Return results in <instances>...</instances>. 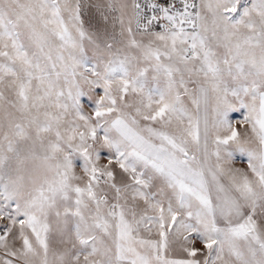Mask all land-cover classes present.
<instances>
[{"label":"snow or ice","instance_id":"1","mask_svg":"<svg viewBox=\"0 0 264 264\" xmlns=\"http://www.w3.org/2000/svg\"><path fill=\"white\" fill-rule=\"evenodd\" d=\"M0 264H264V0H0Z\"/></svg>","mask_w":264,"mask_h":264}]
</instances>
